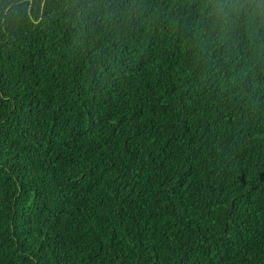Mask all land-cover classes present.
<instances>
[{
    "label": "trees",
    "instance_id": "1",
    "mask_svg": "<svg viewBox=\"0 0 264 264\" xmlns=\"http://www.w3.org/2000/svg\"><path fill=\"white\" fill-rule=\"evenodd\" d=\"M0 0V264H264V3Z\"/></svg>",
    "mask_w": 264,
    "mask_h": 264
},
{
    "label": "clouds",
    "instance_id": "2",
    "mask_svg": "<svg viewBox=\"0 0 264 264\" xmlns=\"http://www.w3.org/2000/svg\"><path fill=\"white\" fill-rule=\"evenodd\" d=\"M262 3H264V0H262ZM212 11L215 15L222 16L227 22V19L234 14H242L245 11H249V14H251L255 9L246 7L241 0H222L219 4H212Z\"/></svg>",
    "mask_w": 264,
    "mask_h": 264
}]
</instances>
